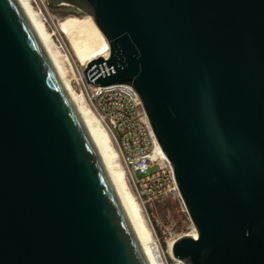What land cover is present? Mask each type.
<instances>
[{"label": "water", "instance_id": "1", "mask_svg": "<svg viewBox=\"0 0 264 264\" xmlns=\"http://www.w3.org/2000/svg\"><path fill=\"white\" fill-rule=\"evenodd\" d=\"M93 17L196 235L186 264H264V0H48ZM0 264H149L89 129L19 0H0Z\"/></svg>", "mask_w": 264, "mask_h": 264}, {"label": "bare ground", "instance_id": "2", "mask_svg": "<svg viewBox=\"0 0 264 264\" xmlns=\"http://www.w3.org/2000/svg\"><path fill=\"white\" fill-rule=\"evenodd\" d=\"M19 2L37 30L58 75L97 144L109 176L115 186L147 261L149 264H162L160 247L152 242L153 239L151 238L150 229L147 225L144 208L131 191L127 170L121 163V153L116 147L113 135L101 122L96 110L87 103L84 95L74 89L73 75L66 66L67 60H69L72 65L74 61L71 59H76V62L78 61L80 65H82L81 68L76 64V70L82 77L85 73L83 67L85 68L90 62L100 57L106 58L108 56L109 44L106 37L95 23L93 17L89 14H86L84 17L72 15L61 19L56 24V32L66 39V47L72 56V58H70L71 56L68 53L65 54L60 49V46L54 38V33L48 30L41 12L35 8L32 0H19ZM40 2H42L46 11H48L45 0H41ZM71 68H75L74 64ZM159 151L162 156L166 158L160 146ZM192 235H196V232L194 231ZM173 242L174 241H171L169 243L168 248L171 255Z\"/></svg>", "mask_w": 264, "mask_h": 264}, {"label": "built area", "instance_id": "3", "mask_svg": "<svg viewBox=\"0 0 264 264\" xmlns=\"http://www.w3.org/2000/svg\"><path fill=\"white\" fill-rule=\"evenodd\" d=\"M38 3L37 0H32ZM90 100L111 131L136 198L143 205L168 194H179L173 168L159 151V144L142 101L130 84L91 87ZM155 168L154 170H150ZM142 174V175H139ZM167 264H186L170 256Z\"/></svg>", "mask_w": 264, "mask_h": 264}, {"label": "rangeland", "instance_id": "4", "mask_svg": "<svg viewBox=\"0 0 264 264\" xmlns=\"http://www.w3.org/2000/svg\"><path fill=\"white\" fill-rule=\"evenodd\" d=\"M37 1L38 3H35L34 1L32 2L35 8L41 12L48 30L51 33H54V38L56 39V42L60 46L62 52L65 54L68 53L71 56L68 48L66 47L67 45L66 39L62 35L56 32V24L61 19L67 16L76 15L79 17H84L86 13L83 12L78 13L75 12L74 10L71 9L69 10L67 7H57V8L53 7L51 4H49L48 0H45V4L48 10L46 11L45 6L42 4V2H40L41 0H37ZM70 58H72V56ZM71 60L74 61L73 64L75 68L74 69L71 68L73 64L71 65L69 60L66 61V66L69 68L71 74L73 75L74 89L77 92H81L84 95L87 103L92 108H94L93 103L90 100L91 97L90 90L94 84L89 81L85 73L81 77L79 75V72H77L76 64L77 66H80L82 68L80 62L78 61L76 62V59L74 58H72ZM86 68L87 66L85 68L83 67L84 71ZM121 163L123 164L122 160ZM154 169L155 168H151L150 170L152 171ZM128 182L132 193L136 197L135 186L133 183H131L129 177H128ZM140 204L144 208V213L147 218V225L148 228L150 229L151 238L153 239L152 242L156 244L158 247H160L162 264H167V261H170L171 258L170 257L171 254L168 251L169 243L171 241H174L179 236L185 234H192L195 231L194 225L189 217L186 207L179 194H168L161 197L158 200H155L150 204H146V205H143L142 203Z\"/></svg>", "mask_w": 264, "mask_h": 264}]
</instances>
